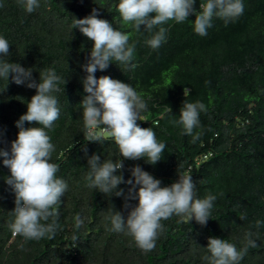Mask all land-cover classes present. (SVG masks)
I'll use <instances>...</instances> for the list:
<instances>
[{"label":"trees","instance_id":"1","mask_svg":"<svg viewBox=\"0 0 264 264\" xmlns=\"http://www.w3.org/2000/svg\"><path fill=\"white\" fill-rule=\"evenodd\" d=\"M201 2L196 0L197 11ZM242 2L241 16L227 24L214 17L205 36L195 33L194 14L182 23L166 22L161 25L166 40L153 49L146 41L160 26L149 33L142 25L137 32L120 15L119 0H39L40 7L32 13L18 0H0V36L10 45L9 54L0 58L31 68L37 83L44 69L52 68L61 77L59 90L51 93L58 100L60 116L45 131L55 146L50 162L59 165L57 178L68 185L55 206L58 227L51 239L13 236L8 225L14 219L15 193L6 183L10 169L0 157V264H207L202 257L211 255L206 249L210 237L226 239L241 250L249 231L257 247H249L239 264H264V0ZM94 8L98 18L128 34V44L135 45L129 64L113 60L95 76L129 84L146 102L137 123L151 127L157 141L166 145L155 165L146 158L124 159L106 134L100 142L84 136L81 103L88 93L82 65L94 42L73 29V20L91 15ZM13 75L9 80L0 77V149L9 153L18 138L16 122L37 94L27 87L28 81L17 85ZM197 101L207 111L200 112V126L193 133L200 136L193 142V135L173 121L179 120L185 102ZM25 127L40 125L25 122ZM102 128L94 131L100 133ZM92 155H100L102 162L123 160L124 168L115 174L124 177L117 188L124 195L87 187ZM136 165L160 180L162 187L178 182V173H183L192 177L197 198L214 195L206 226L174 214L161 220L163 231L148 252L131 236L109 231L108 210L120 211L125 218L131 210L124 204L131 188L127 180L134 181L130 170ZM128 203L137 205L138 200ZM78 215L83 219L80 227ZM51 222L50 218L47 223Z\"/></svg>","mask_w":264,"mask_h":264},{"label":"clouds","instance_id":"2","mask_svg":"<svg viewBox=\"0 0 264 264\" xmlns=\"http://www.w3.org/2000/svg\"><path fill=\"white\" fill-rule=\"evenodd\" d=\"M27 13L40 7L39 0H18ZM196 0H119L118 11L124 22L131 23L139 32L141 26L149 33L157 26L159 31L151 35L146 43L153 49L159 48L166 40V29L161 25L170 20L182 23L195 15L194 31L200 36L207 35V30L213 26L214 17L224 20L227 24L244 12L242 0H204L199 4V11L194 8ZM3 7V4H0ZM94 8L92 14L83 19L73 20V29L94 42L90 57L82 65L87 73L83 80L84 91L88 93L81 105L83 109L84 136L88 141L100 142L104 135L112 138L118 146L120 156L124 159H145L155 165L159 162L166 145L158 142L156 134L149 128H142L137 121L141 120V112L146 110V102L129 84L113 79L110 76L96 78L99 69L106 70L111 61L115 60L129 64L134 55L135 45H129V35L116 30L113 25L98 18ZM8 41L0 36V57L9 54ZM132 67H135L133 64ZM33 70L0 58V77L9 80V74H14L12 80L17 85L25 84L35 88L37 94L27 103V112L16 122L19 129L18 138L11 144V152L0 149L3 164L10 169L11 175L6 183L15 193V209L11 212L13 220L9 228L13 236L20 235L26 240L51 239L58 227V211L56 205L61 202L68 189L67 183L57 178L59 165L50 162L55 146L50 141L45 129L51 128L60 116L57 98L52 95L58 91L61 80L54 69L40 71V82L32 78ZM187 88H185V96ZM171 110V109H170ZM206 112L202 102H185L180 109L178 121L184 133L193 135L194 129L200 126V112ZM25 122H36L40 127H25ZM41 125L43 127H41ZM103 126V133L94 130ZM200 136L193 135V142ZM89 171L86 175L87 187L97 189L107 195L115 193L124 195V190L117 191L118 185L124 183L123 175L115 173L124 168L123 160L105 159L100 155H92L88 159ZM133 179H128L131 185L125 197V209H131L127 218L120 211L110 209L105 217L111 227H105L115 233L131 236L137 247L148 252L156 247V240L163 225L161 220L176 216H187L190 221L206 226L213 208L214 195L197 198L195 184L189 175L178 173L179 180L171 186H161V181L144 171L139 165L131 170ZM138 186V191H137ZM129 200H138L137 205H130ZM51 218L52 222L47 223ZM43 221V222H42ZM83 219L78 215L76 225L80 227ZM257 227L260 221L256 222ZM252 232L244 236V248L238 250L235 244L226 239L210 237L207 252L203 260L207 264H239L249 247H257L252 239ZM75 239V237H74Z\"/></svg>","mask_w":264,"mask_h":264},{"label":"built area","instance_id":"3","mask_svg":"<svg viewBox=\"0 0 264 264\" xmlns=\"http://www.w3.org/2000/svg\"><path fill=\"white\" fill-rule=\"evenodd\" d=\"M101 133H102V134H105V133H103V129L101 130Z\"/></svg>","mask_w":264,"mask_h":264},{"label":"rangeland","instance_id":"4","mask_svg":"<svg viewBox=\"0 0 264 264\" xmlns=\"http://www.w3.org/2000/svg\"><path fill=\"white\" fill-rule=\"evenodd\" d=\"M106 136H107V134H106Z\"/></svg>","mask_w":264,"mask_h":264}]
</instances>
